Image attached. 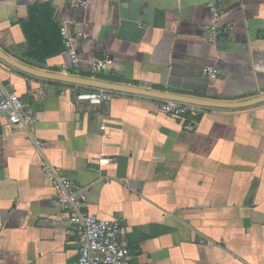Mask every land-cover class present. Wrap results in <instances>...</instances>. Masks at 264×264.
<instances>
[{
	"label": "crops",
	"instance_id": "obj_1",
	"mask_svg": "<svg viewBox=\"0 0 264 264\" xmlns=\"http://www.w3.org/2000/svg\"><path fill=\"white\" fill-rule=\"evenodd\" d=\"M210 1L0 0V50L63 73L68 23L81 60L69 75L215 102L263 96L264 0H222L218 21ZM0 80L36 117L0 121V264H76L45 168L86 188L87 213L121 225L134 264H264V102L173 118L144 96L90 105L76 99L86 88L2 61Z\"/></svg>",
	"mask_w": 264,
	"mask_h": 264
},
{
	"label": "built area",
	"instance_id": "obj_2",
	"mask_svg": "<svg viewBox=\"0 0 264 264\" xmlns=\"http://www.w3.org/2000/svg\"><path fill=\"white\" fill-rule=\"evenodd\" d=\"M113 4L120 3V0H107ZM222 0H211L207 4V10L215 21L219 18V6ZM89 0H78L81 8H86ZM68 23H64L60 29L63 38L65 52L69 57L67 64H62L60 69L68 74L78 68L81 60L78 55L74 39L71 36ZM209 40L212 42L220 34L219 26H209ZM109 60H95L90 65L91 72L99 73L107 69ZM202 75L215 80L218 70L214 67H207ZM114 93L104 90L83 91L77 94L78 101L87 102L90 105L100 106L111 101ZM163 113L173 118H184L185 116H196L199 107L194 105L164 101L161 105ZM0 121L12 127L27 128L36 123L30 105L23 101L14 92L7 91L0 80ZM104 131V127H101ZM100 162H104L100 160ZM45 171L52 175V188L54 191L53 203L67 216L69 227L76 237L78 253L76 264H134L133 254L123 240V228L116 221L100 219L97 216L87 213L84 208L87 202L86 188L70 180L60 170Z\"/></svg>",
	"mask_w": 264,
	"mask_h": 264
},
{
	"label": "water",
	"instance_id": "obj_3",
	"mask_svg": "<svg viewBox=\"0 0 264 264\" xmlns=\"http://www.w3.org/2000/svg\"><path fill=\"white\" fill-rule=\"evenodd\" d=\"M0 61L7 64L8 66L22 72L33 76L35 78L48 80L52 82H60L63 84H69L74 86H79L82 88L94 89V90H104L111 93H121L130 94L137 96H144L149 98H154L162 101H171L176 103L194 105L202 108H215V109H239L251 107L264 102V95L258 96L249 100L242 102H215L209 100H203L198 98H191L186 96H178L174 94H165L160 92H155L151 90H144L140 88L128 87L119 85L116 83L105 82L95 79L83 78L78 76H73L64 73H49L39 70H35L31 67L25 66L13 58L9 57L0 50Z\"/></svg>",
	"mask_w": 264,
	"mask_h": 264
},
{
	"label": "trees",
	"instance_id": "obj_4",
	"mask_svg": "<svg viewBox=\"0 0 264 264\" xmlns=\"http://www.w3.org/2000/svg\"><path fill=\"white\" fill-rule=\"evenodd\" d=\"M63 51H64V46H63ZM85 91H94V89H88V88H86Z\"/></svg>",
	"mask_w": 264,
	"mask_h": 264
}]
</instances>
